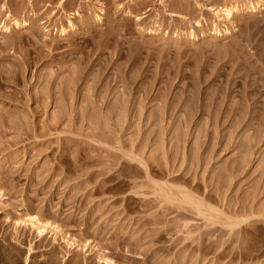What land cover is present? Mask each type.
Segmentation results:
<instances>
[{
  "label": "rangeland",
  "instance_id": "obj_1",
  "mask_svg": "<svg viewBox=\"0 0 264 264\" xmlns=\"http://www.w3.org/2000/svg\"><path fill=\"white\" fill-rule=\"evenodd\" d=\"M248 1L0 0V264H264Z\"/></svg>",
  "mask_w": 264,
  "mask_h": 264
},
{
  "label": "bare ground",
  "instance_id": "obj_2",
  "mask_svg": "<svg viewBox=\"0 0 264 264\" xmlns=\"http://www.w3.org/2000/svg\"><path fill=\"white\" fill-rule=\"evenodd\" d=\"M263 4V1L262 0H256V2H251V1H248V6L247 7H249V8H252V9H257L258 7H262V6H260V5H262ZM233 11H235V8L234 7H232V6H225V7H223V8H221L218 12L220 13V14H222V16L225 18H229L231 15H232V12ZM13 20H15L14 18H13ZM15 23H17L16 22V20H15ZM69 23V27L71 28V27H73V25L72 24H70V22H68ZM2 29V26L0 25V30ZM7 29V28H6ZM65 32V28H61L60 29V33H64ZM191 201V200H190ZM196 206V205H195ZM199 207V206H198ZM34 218V217H33ZM29 219L30 221L29 222H26L27 224H29L30 225V228H32L34 231H36V233L37 234H42L44 231H45V225L39 220V219H37V218H34V219ZM24 224H26L25 223V221L23 222ZM105 262L107 263V264H111V261H108V260H105Z\"/></svg>",
  "mask_w": 264,
  "mask_h": 264
}]
</instances>
